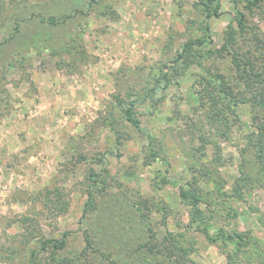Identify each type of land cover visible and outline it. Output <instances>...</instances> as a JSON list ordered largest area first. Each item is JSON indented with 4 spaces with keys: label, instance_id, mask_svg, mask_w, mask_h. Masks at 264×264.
<instances>
[{
    "label": "rangeland",
    "instance_id": "rangeland-1",
    "mask_svg": "<svg viewBox=\"0 0 264 264\" xmlns=\"http://www.w3.org/2000/svg\"><path fill=\"white\" fill-rule=\"evenodd\" d=\"M200 1L0 0V264H264V109L225 107L232 52L175 62L206 21L214 49L236 26L232 0ZM239 9L234 53L264 90V0ZM146 92L136 128L120 100Z\"/></svg>",
    "mask_w": 264,
    "mask_h": 264
},
{
    "label": "trees",
    "instance_id": "trees-1",
    "mask_svg": "<svg viewBox=\"0 0 264 264\" xmlns=\"http://www.w3.org/2000/svg\"><path fill=\"white\" fill-rule=\"evenodd\" d=\"M261 1L262 0H232L233 6H234L233 21L235 22L236 26L234 27V25L232 24L229 25L228 27L229 29L225 33L224 42L222 46L219 49H214L210 46L212 42L211 31H210V25L206 21V24L204 26L203 37H199L193 40H188L187 42L183 43L175 59V62H177L178 60H181L182 63L184 64V67L188 68L189 66H191L193 62H195V60L198 57L202 59V58L212 57L213 55H216V54H222V51L232 52L233 60L237 64V72L239 74L238 78H240L241 82L244 83V86L241 88L239 85H235L233 88L231 85L227 83L228 87H227V90L225 91L221 88L223 85H225V82H223V78H222L223 75H217V77L214 78L216 81V84L219 83V86H220L219 90L220 91L222 90L223 92L222 100L224 101L225 107L226 106L229 107L231 104L230 94L232 95L233 98H238L240 94L244 96L243 97L245 98L244 100H247L246 97L251 98L250 102H252V104L255 107L259 106L264 109V90L256 89L254 87L255 82H256L253 78L255 76L254 67L252 66L254 63L253 62L245 63V65L242 66L240 63L242 61V56L239 54V58L238 59L236 58L237 56L234 52H237V48L235 47L233 43V37L236 31L235 28H237L241 33H243L245 30L246 17H245V13L239 9V4L244 2L246 6H255V5H258ZM200 4H201L202 11L204 12L206 18L218 17L220 15V6H221L220 0H201ZM207 45L208 47H206ZM204 47H206V50L203 53V55H200L202 53L200 50L203 49ZM197 62L201 64V60L197 59ZM262 69L264 70V67H262ZM162 72H163L162 73L163 76L166 77L168 74V71H162ZM156 82H160V80L156 79ZM260 83L262 86L263 81H261ZM165 84H168V83L166 82ZM248 93H249V96H248ZM148 97L149 95H147V92H146L143 95L137 96L134 99H130L128 101L120 100V102L125 103V106L123 108L124 118L132 126L136 128L140 126L139 125L140 122L136 116L135 104L139 101L147 100ZM262 115L263 114L261 112L256 113L257 117L262 116ZM262 118L263 120H262L261 125L263 126L259 125L260 126L259 129L261 130V132H263V136H264V116H262ZM225 120H226L225 117H223L222 121H220L221 124L225 122ZM148 137L152 139L151 135H148ZM179 194L181 198H183L184 200H188L193 210V216L195 217L198 216V214L200 213V209L198 206L197 195L191 192L190 190L185 189L184 187H180ZM197 226L201 231H203L206 234L207 238H209L212 241L221 239L224 242L235 243V245H238L237 250L239 246L242 245L243 237L241 234L237 233L236 231L235 232H220L216 235V237H212L209 234L207 227L205 226L201 227L199 225ZM51 242H53V245L57 247H61L64 244V241H58V242L51 241ZM231 256L233 257V255ZM30 258H31L30 264H33L34 253L31 254ZM229 258L231 257L229 256ZM230 262L232 263L233 261L230 259Z\"/></svg>",
    "mask_w": 264,
    "mask_h": 264
}]
</instances>
